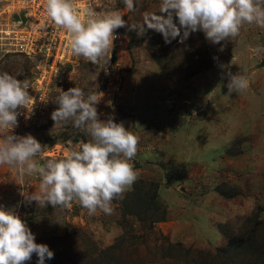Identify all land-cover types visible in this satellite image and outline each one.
<instances>
[{
  "label": "rangeland",
  "instance_id": "rangeland-1",
  "mask_svg": "<svg viewBox=\"0 0 264 264\" xmlns=\"http://www.w3.org/2000/svg\"><path fill=\"white\" fill-rule=\"evenodd\" d=\"M81 1V13L118 10L130 25L160 10V0H134L131 10L122 0ZM15 10L14 0H0V71L27 79L33 94L44 57H27L13 45L12 38L25 33L15 26ZM257 46L264 49V28L245 24L237 38L221 44L206 40L202 31L183 43L179 37L165 43L154 30L138 36L120 28L107 65L83 61L67 47L58 75L42 83L45 97L33 119L18 117L12 134L30 133L41 143L39 162L87 142V133L71 122L56 126L51 119L58 90L81 87L100 98V119L113 116L139 137L131 161L138 178L112 202V214L89 215L77 201L63 209L27 203L21 189L38 191L40 178L20 180L14 169L0 165V207L19 215L36 242L54 252L44 264H74L95 250L113 253L118 245V264H185L160 261L164 239L194 253L199 263L215 264L218 251L236 235L264 233V50L256 52ZM228 72L245 75L247 89L229 94ZM139 182L157 187V214L146 216L148 209L131 196ZM139 212L147 217L141 222ZM130 237L134 244L125 242ZM37 261L33 254L25 264Z\"/></svg>",
  "mask_w": 264,
  "mask_h": 264
},
{
  "label": "clouds",
  "instance_id": "clouds-1",
  "mask_svg": "<svg viewBox=\"0 0 264 264\" xmlns=\"http://www.w3.org/2000/svg\"><path fill=\"white\" fill-rule=\"evenodd\" d=\"M122 2L130 10L134 8V0ZM44 11L56 28L67 33L71 53L94 65L108 64L120 28L135 31L138 36L154 30L162 34L165 43L177 37L183 43L191 33L202 31L212 44L234 40L245 24L264 28V0H160L158 13L146 12L142 22L132 25L118 10L98 13L87 8L82 16L74 0H44ZM261 50V46L255 49ZM227 77L229 94L247 89L245 75L228 72ZM29 89L27 79L0 71V165L14 169L20 180L33 175L40 178L38 191L21 189L27 203L35 201L40 207L63 209L77 201L89 215L97 210L112 214V202L138 178L131 161L137 154L139 137L122 122H115L113 116L100 119L97 94H86L77 86L59 89L52 99L58 105L51 113L54 125L71 122L87 133L89 140L60 158L39 162L36 157L43 151L41 143L30 133L15 135L11 131L18 126L21 109L29 114L33 111ZM33 254L38 257L37 264L54 258L47 244L36 242L19 215L0 207V264H25Z\"/></svg>",
  "mask_w": 264,
  "mask_h": 264
},
{
  "label": "built area",
  "instance_id": "built-area-1",
  "mask_svg": "<svg viewBox=\"0 0 264 264\" xmlns=\"http://www.w3.org/2000/svg\"><path fill=\"white\" fill-rule=\"evenodd\" d=\"M74 2L75 7L79 9L82 1L74 0ZM14 3L18 9L15 10V26H20L25 33L20 37L14 36L12 39L16 43L12 42L13 45L18 47L19 53L27 57H44L39 62L41 79L38 80V86L33 89L34 93L29 92L33 97V111L29 114L26 109H21L22 114L18 116L28 123L37 111V103L44 101L45 92H42V83L57 76L60 66L64 63L68 36L63 29L56 28L47 18L44 11V0H14ZM80 14H83L81 10ZM26 116L29 118L26 119Z\"/></svg>",
  "mask_w": 264,
  "mask_h": 264
},
{
  "label": "trees",
  "instance_id": "trees-1",
  "mask_svg": "<svg viewBox=\"0 0 264 264\" xmlns=\"http://www.w3.org/2000/svg\"><path fill=\"white\" fill-rule=\"evenodd\" d=\"M156 191L157 187L139 182L135 184L134 190L131 193V196H134L133 198L141 208L148 209L145 212L146 216L158 213ZM138 215H140L139 222L147 218L142 213L140 214V212ZM130 238L125 240V242L128 241L134 244L136 238ZM113 250L115 251L113 253H103L102 251L98 253L95 250V256L87 254L80 261H75L74 264H118L117 262L121 259L118 257L119 255H116V251L120 250L119 245ZM160 250L163 252L160 261H164L166 258L174 260L176 258L185 264H192V261L195 264H205L204 262L199 263L198 258L192 252L180 249L178 246L174 249L166 239L163 240ZM214 260L215 264H264V233L245 231L236 235L226 249L218 251Z\"/></svg>",
  "mask_w": 264,
  "mask_h": 264
}]
</instances>
